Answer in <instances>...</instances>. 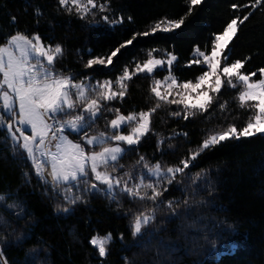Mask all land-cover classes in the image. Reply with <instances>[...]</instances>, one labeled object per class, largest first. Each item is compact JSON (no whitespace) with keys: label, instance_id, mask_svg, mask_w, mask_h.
Here are the masks:
<instances>
[{"label":"snow or ice","instance_id":"1","mask_svg":"<svg viewBox=\"0 0 264 264\" xmlns=\"http://www.w3.org/2000/svg\"><path fill=\"white\" fill-rule=\"evenodd\" d=\"M202 2L185 0L184 16H163L146 30L125 29L130 36L116 40L99 54L89 48L82 71L57 67L65 57L64 44L54 37H43L38 30H21L16 15L8 13L7 24L0 25V143L4 146L0 158L24 162L29 168L24 172L25 183L31 184L34 175L44 194L55 202L57 215H73L78 206L89 205L96 196L115 204L116 213L123 211L124 218L129 219L127 232L101 234L93 229L85 240L99 264H107L111 245L116 242L127 251L139 248L148 252L149 246L155 248L151 258L123 256L122 264H174L162 258L161 248L172 252L178 246L165 243L163 238L157 240L162 230L158 209L166 211L167 223L184 218L180 226L184 239L204 250L205 261L222 264V259L238 248L231 239L235 235L232 226L225 227V222L203 211L209 201L201 193L210 197L215 190L212 173L208 169L195 171L191 176L189 173L198 168V161L206 152L264 135V66L246 68L253 56L233 58L235 45L229 47L238 38L240 26L256 10L264 12V0L230 4L233 17L226 26L213 32L208 43L197 44L192 50L185 67H195L199 74L191 79L181 80L175 74L179 57L174 50L150 47L141 49L142 55L128 58V50L135 48L140 39L182 29L194 6ZM55 11L88 25L102 22L110 29L135 23L132 15L117 14L112 0H56ZM33 17L38 28L43 18L39 7L33 9ZM115 68L119 70L113 72ZM161 71L167 75L157 79L156 74ZM98 75L104 78L99 79ZM140 77L151 81L148 107L123 112L130 86ZM228 91L235 93L232 102L236 107L247 113L243 126L220 123L214 129H206L196 147L189 148L177 163L155 159L157 154L164 156L175 150L172 140H186L190 135L183 129H173L170 136L155 132L153 124L158 113H166V117H160L163 123L167 119L191 123L198 116L210 122L217 113L226 118L232 115L229 100L222 99ZM149 135L156 137L157 152L151 158L139 152ZM129 154L136 159L126 166L121 161ZM173 191L182 195L175 197ZM125 198L140 207L125 209ZM26 215L18 200V189L0 187V264H17L7 258L6 251L21 248L31 239L30 228L24 231L18 227ZM128 234L130 241L126 239ZM153 240L157 243L153 244ZM19 264H53L50 249L38 241Z\"/></svg>","mask_w":264,"mask_h":264},{"label":"trees","instance_id":"2","mask_svg":"<svg viewBox=\"0 0 264 264\" xmlns=\"http://www.w3.org/2000/svg\"><path fill=\"white\" fill-rule=\"evenodd\" d=\"M232 2L245 4L248 0H203L200 5L194 6L193 14L188 17L182 29L174 33H158L140 39L135 48L128 50V58L137 53L142 55L140 50L150 47L171 49L179 57V63L174 68L175 74L181 80L193 78L199 72L195 67L191 70L185 67L192 57V50L197 44L208 43L213 32H219L226 26L233 17V10L230 9ZM5 4L6 8H0V25L7 24L9 20L7 14L11 13L18 17V27L21 30L26 29L29 32L38 30L43 37H54L55 41L62 42L65 47V57L57 67L62 65L76 71L84 70L83 63L89 58L87 55L89 48L99 54L116 40L130 36L131 33L125 29L143 31L163 16L179 18L187 12L185 0H112V6L117 14L122 12L125 16L132 15L135 23L110 29L102 22L99 25H88L64 14L58 15L55 11L56 0H0V5ZM35 7H39L43 12L38 28L33 17ZM233 44L235 45L231 53L233 58L249 54L253 56L246 68L264 66V12L256 10L249 20L240 26L238 38H234L229 47ZM81 56L83 60L80 59ZM118 70L115 68L113 72ZM165 75L167 72L161 71L156 74V78L163 79ZM97 78L103 79L104 76L98 75ZM150 83L148 78L135 79L130 86L131 94L121 110L127 112L133 108H147L146 99ZM234 95L235 93L228 91L222 97L229 100V111L232 115L223 118L217 113V118L210 122L198 116L191 123L167 118V123H163L160 117H166V113H158L153 124L155 132L162 136H170L173 129L177 131L183 129L190 135L186 140L184 138L172 140L175 150L164 156L157 154L155 159L167 164L177 163L189 148L196 147L206 129H214L220 123L243 126L247 113L238 109L232 102ZM155 141L156 137L149 135L139 148V152L151 158L153 153L157 152ZM3 150L4 146L0 143V152ZM135 159L133 154H129L121 163L128 166ZM200 169H208L215 184L212 196L209 197L206 192L201 193L209 201L207 207L203 209L204 213L217 221L225 222V227L232 226L235 235L231 239L238 244L235 253L224 257L222 264H264V135L230 142L206 152L199 159L198 168L192 169L189 176ZM28 170L25 163L19 159L9 158L5 161L0 158V187L7 185L13 191L18 189V200L23 203L27 213L24 219L18 222V227L24 231L30 228L32 232L28 243L21 248L13 247L6 251L7 258L19 264L24 260L27 250L36 247L37 242L42 241L50 249L53 264H99L93 249L85 240L92 234L93 229L99 230L101 234L106 231L127 232L129 219L124 218L123 211L116 213L115 204L110 205L104 197L96 196L91 199L89 205L78 206L73 215H57L55 202L44 194L35 176L33 175L31 184L25 183L24 172ZM172 195L180 197L182 194L180 191H173ZM199 198L198 196L197 199ZM124 205L125 209L140 207L139 204H130L126 198ZM157 217L162 229L158 232L157 240L163 238L165 243L178 246L172 252H166L161 248L163 259L173 261L174 264H200L201 261H205L204 250L194 247L190 240L184 239V232L180 227L184 223L183 217L176 219L174 223H167L166 211L163 209H158ZM13 222L15 223L14 219ZM126 239L130 241L131 235L128 234ZM157 240H153V244H156ZM149 247L151 250L148 252L139 248L127 251L121 248L119 242L113 243L107 264H122L123 256L138 260L151 258L155 248ZM205 264H213V261L206 260Z\"/></svg>","mask_w":264,"mask_h":264}]
</instances>
